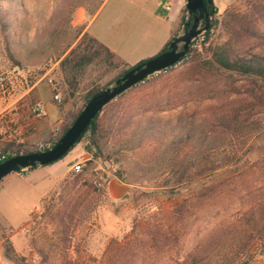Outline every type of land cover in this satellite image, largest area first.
I'll return each instance as SVG.
<instances>
[{
    "label": "rangeland",
    "instance_id": "1",
    "mask_svg": "<svg viewBox=\"0 0 264 264\" xmlns=\"http://www.w3.org/2000/svg\"><path fill=\"white\" fill-rule=\"evenodd\" d=\"M97 1L0 0L7 12L20 7L15 11L18 13L12 26L7 25L12 15L4 13V17L0 13V75L4 78L0 85V112L8 105L9 94L18 95L41 78L52 86L54 101L62 110V119L54 127L51 122H44L47 133L53 128L51 137L42 143H24L29 149L51 147L61 127L82 106V96L90 83L96 81L100 88L113 86L121 73V69L103 72L100 66L91 64L85 70L80 90L72 97L67 95L60 62L83 36ZM213 1L220 20L218 29L207 36L208 27L193 40L191 52L183 60L153 74L147 82L126 91L105 108L100 123L110 133L101 156L87 153L88 136L82 138L63 159L72 160L68 174L42 200L38 198L39 192L47 190L54 177L18 179L17 176L27 173V168L0 186V264H174L172 257L179 252L183 256L188 254L212 230L233 231L244 224L242 214L255 211L258 206L264 209V182L257 179L264 176V90L249 81H240L238 84L250 93L218 95L164 109L189 90L212 93L213 87L225 88L230 81L205 67L212 44L228 38L221 28L225 10L232 13V45L255 52L262 49L264 0ZM173 10L168 12V19L167 13L158 15L161 21L151 12L141 13L140 18L147 24L134 27L133 40L143 43V38H150L145 28L154 26L165 31L174 26L178 12L176 7ZM253 23L259 27L261 39L245 31ZM120 28L115 35L124 41L131 31ZM184 31L178 26L176 35L179 37ZM161 51L152 49L141 58L123 61L127 68L135 67ZM247 105L253 111L246 126L206 134L216 117L226 120L233 109ZM4 157L0 153V159ZM247 159L250 162L243 164ZM222 163L227 166L212 169ZM77 164L81 165L80 170L74 169ZM81 172L84 176L95 172L100 187L111 179L124 184L127 190L118 198L108 193L92 213L80 214L75 221L73 242L66 250L61 233L52 225L39 224V218L53 203L61 205L65 178ZM192 188L193 197L187 192ZM79 189L82 197L94 192L90 187ZM74 195L71 192L62 199ZM156 226L163 230L172 227L182 233L178 245L155 253L148 248L136 251L134 241L147 239ZM252 242L256 252L262 254L253 264H264V232L255 231ZM5 250H12L17 261L7 258Z\"/></svg>",
    "mask_w": 264,
    "mask_h": 264
},
{
    "label": "trees",
    "instance_id": "2",
    "mask_svg": "<svg viewBox=\"0 0 264 264\" xmlns=\"http://www.w3.org/2000/svg\"><path fill=\"white\" fill-rule=\"evenodd\" d=\"M204 1L206 4L207 12L210 16V26L205 32V34H207L208 36L211 31L214 32L216 29H218V27L220 26V20L216 17L217 8L215 7L214 1ZM97 2L98 4L94 12H91L89 14L91 18L97 13L105 0H98ZM19 9L20 7L18 5L14 11L7 12V10L3 9L0 6V13L4 17H6L4 13L12 15L13 17L7 25L12 26L15 24L14 16L16 13H18L15 11H19ZM188 16V11L186 7H184L181 12L179 21V26L182 27L183 30L190 28V25L188 27L186 26ZM231 17L232 13L229 10H225L221 20V28L222 30L225 29L224 31L228 38L224 41L219 40L212 44V46L210 47V59L206 63L207 66H205L208 69L215 70L219 75H224L228 77V79H230L225 88L218 89L213 87L210 91H212V93L216 92L215 94L209 92L207 94H202L199 90H189L186 94H183L180 97L176 98L172 105H167V107H165L164 109H172L188 101H194L198 99H213L215 97H218V95L230 96L233 94L243 95L246 93H250V90L244 89L245 86L243 84H238L240 81H249L255 87L264 90V38L262 39L263 42L261 43L262 49L256 52L246 48L234 47V45H232L231 43L235 34V31L230 24ZM205 24L206 22L204 19L200 20L199 28H203ZM255 25L253 23L250 29L245 28V31L250 32L258 39H261L259 27H256ZM177 37L178 36L176 35V32H174L170 41L165 45L162 51H165L168 48L170 42ZM190 52L191 49H189L187 55H189ZM91 64L100 66L103 72H110L116 69H121V73L117 76L116 80L132 68H127V64L112 50L100 43L97 39H95L88 33H84L78 43L72 49H70V51L60 62V70L63 74V79L65 86L67 87L68 96L72 97L80 90L85 70ZM152 77L153 75H150L143 82L133 86L130 89L144 84ZM90 84V87L86 89L85 94L82 96V106L73 114L72 120L61 127L58 136L52 142V145L55 144L57 140L63 135V133L68 129V127L71 125L84 105L101 90L110 87L106 86L100 88L99 85L96 84V81H93ZM124 93L119 95L116 99L121 97ZM116 99L106 105L103 110L91 121V123L88 125V127L76 143L78 144L82 140V138L88 136L86 151L87 153L92 154L93 157L102 155L103 148L105 145H107V139L110 133V131L104 129V127L100 123V116L104 112L105 108ZM252 111L253 108L247 105L233 109L232 112L227 114L226 120L223 116L221 118L216 117L206 134L208 135L211 131H214L216 129L223 130L224 128L230 129L235 127L238 130L239 128H243L247 125ZM188 137H190V134H188ZM45 149L48 148L40 150ZM191 149L192 151H195L194 146ZM40 150L29 149L22 143L10 142L1 148L0 153L5 157L3 159H0V162L13 156L37 152ZM174 153H177V151L174 150ZM249 162L250 159H247L243 164H247ZM225 166H227V163L219 164L212 169L217 170ZM28 169L30 170L33 168ZM22 171L23 170H21L20 172ZM15 174L16 173H12L3 178L0 181V186L7 180L8 177ZM257 179H261V181L264 182V176H258ZM111 181L112 180L109 179L106 184L100 187L99 185L101 184V182L99 181V177H97V174L95 172H92L90 176H84L82 172L72 173L67 178H65L61 190L64 195L67 196L71 194V192L75 193L74 197L65 200L62 199L64 195H61V197L59 198V200H61V205L58 207L53 203L51 206H49L40 216L39 224L45 223L54 226L63 236L61 241L63 243H66V250H69L70 244L74 239L72 233L74 232V228L76 226L75 221L77 217L83 213H92L100 205L102 198H105L108 195V183ZM80 187H90L94 190V192L82 197V194H78ZM193 190L194 188L187 190V192ZM194 194L195 193H192L191 197H193ZM89 196L91 198H89ZM242 218L245 221L241 227H235L233 231L228 228L214 229L207 236L199 239L192 251H190L188 254L183 256L180 255V252L177 253L174 257H172L174 264H253L257 257L262 256V254L256 252V249H254V247L252 246V241L254 240L255 231L258 230L264 232V226L262 223L264 222V209L262 210L258 206L255 211L249 210L248 212L242 214ZM181 234L182 233L178 232V230H175L172 227L167 230H163L161 229V227L156 226L153 231L149 232V235H147V239L141 237L135 240L133 248L138 252H144L148 248V251H152L155 253L165 247L170 248L177 246ZM5 254L7 258L13 261H17L12 250H5ZM145 259L146 257H143L142 261L144 262Z\"/></svg>",
    "mask_w": 264,
    "mask_h": 264
},
{
    "label": "crops",
    "instance_id": "3",
    "mask_svg": "<svg viewBox=\"0 0 264 264\" xmlns=\"http://www.w3.org/2000/svg\"><path fill=\"white\" fill-rule=\"evenodd\" d=\"M185 2V0H105L87 24L84 33H88L112 50L119 58L129 62L134 58L145 56L144 52L160 48L162 50L165 47L173 33L177 31ZM163 3L169 4V10L161 9ZM174 7H176L175 12H178L174 26L168 27L165 31L154 26L149 29L145 28L149 30L146 33L150 35V38L142 37L143 43L133 40L131 33L134 31V27L147 24L144 18H140L141 13L151 12L155 19L161 21L163 19L158 15L167 13L165 18L168 19V12H173ZM153 22L154 24L157 23L156 21ZM120 27L122 30L131 31V35L125 37L124 41L120 36L115 35V30ZM52 91V86L44 78H41L36 83L28 85L18 95L9 94L7 96L8 105L0 112V146L10 142L42 143L51 137L53 128L47 133L44 122H51L54 127L62 119V110L54 101ZM36 104L42 105L41 113L34 112L33 108ZM30 105H32V113H29ZM63 159L47 166L30 169L27 173L17 177L21 180H28L31 177L37 178L42 175L54 177L53 184L47 190L39 192L38 198L42 200L46 192L68 174L72 160ZM13 176L15 175L10 177ZM126 190V186L117 181H111L108 185V193L114 198L121 197L126 193ZM36 192L38 191L36 190Z\"/></svg>",
    "mask_w": 264,
    "mask_h": 264
},
{
    "label": "water",
    "instance_id": "4",
    "mask_svg": "<svg viewBox=\"0 0 264 264\" xmlns=\"http://www.w3.org/2000/svg\"><path fill=\"white\" fill-rule=\"evenodd\" d=\"M185 7L189 14V29L170 42L165 51L137 64L118 78L113 86L107 87L92 97L81 109L68 129L55 144L45 150L20 154L0 162V181L6 176L27 168L47 166L59 161L74 147L91 121L119 95L143 82L150 75L164 71L179 63L189 51L192 41L209 27L210 16L204 0H186ZM206 24L199 28L200 20ZM181 45V50L178 51Z\"/></svg>",
    "mask_w": 264,
    "mask_h": 264
},
{
    "label": "built area",
    "instance_id": "5",
    "mask_svg": "<svg viewBox=\"0 0 264 264\" xmlns=\"http://www.w3.org/2000/svg\"><path fill=\"white\" fill-rule=\"evenodd\" d=\"M169 7H170V6H169L168 3H163V4L161 5V9L164 10V11L169 10ZM3 82H4V78H3V76L0 75V85H2ZM55 99H58V96H55ZM42 108H43V107H42L41 104H36V105L34 106L33 110H34L35 113H41ZM80 168H81V165H79V164H77V165L74 166V169H75V170H80Z\"/></svg>",
    "mask_w": 264,
    "mask_h": 264
},
{
    "label": "flooded vegetation",
    "instance_id": "6",
    "mask_svg": "<svg viewBox=\"0 0 264 264\" xmlns=\"http://www.w3.org/2000/svg\"><path fill=\"white\" fill-rule=\"evenodd\" d=\"M190 24H186V26L188 27ZM181 50V46H179L178 51Z\"/></svg>",
    "mask_w": 264,
    "mask_h": 264
}]
</instances>
